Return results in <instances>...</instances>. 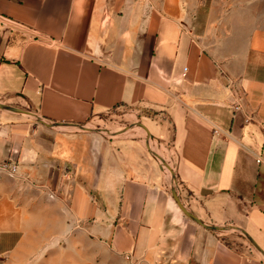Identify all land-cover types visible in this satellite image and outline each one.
<instances>
[{
  "label": "crops",
  "instance_id": "obj_1",
  "mask_svg": "<svg viewBox=\"0 0 264 264\" xmlns=\"http://www.w3.org/2000/svg\"><path fill=\"white\" fill-rule=\"evenodd\" d=\"M0 264H264V0H0ZM82 130V129H81ZM68 131V130H67ZM241 230L235 249L187 219Z\"/></svg>",
  "mask_w": 264,
  "mask_h": 264
},
{
  "label": "rangeland",
  "instance_id": "obj_2",
  "mask_svg": "<svg viewBox=\"0 0 264 264\" xmlns=\"http://www.w3.org/2000/svg\"><path fill=\"white\" fill-rule=\"evenodd\" d=\"M19 109L31 111L29 108L23 107L19 104H7ZM9 111V110H8ZM13 112V111H12ZM20 113V112H19ZM31 114L22 113L25 114L27 118L33 123L38 124L37 117H35L32 112ZM151 112L146 109H140L135 107H123L119 106L116 108H113L108 111L101 112L99 114H96L94 116H91L88 118L86 122L83 123V125L87 129H78V131H72L73 129L67 128V127H58V125H52L51 129L55 131L56 133L62 134H73V133H95L101 137H103L105 140H111L114 137L117 136H132L134 138L143 139L146 141V147L148 149V152L156 158L161 167L164 168V170L169 171L166 167H164L162 162L160 161L161 158V152L158 148H155L154 144L148 145L147 140L150 137V133L145 125V118L146 116H150ZM145 127V129L143 128ZM68 130V131H67ZM163 160V159H162ZM168 165V164H167ZM170 180V174L167 172ZM224 228L223 230H212L217 234H220L221 238L224 239V241L234 247L235 249H243L247 248L248 250L253 249V251H256L255 247L251 244V242L244 236L243 232L241 230H238L236 228L230 227V226H220Z\"/></svg>",
  "mask_w": 264,
  "mask_h": 264
},
{
  "label": "water",
  "instance_id": "obj_3",
  "mask_svg": "<svg viewBox=\"0 0 264 264\" xmlns=\"http://www.w3.org/2000/svg\"><path fill=\"white\" fill-rule=\"evenodd\" d=\"M0 109H4V110H9V111H13V112H20V113H27V114H31L29 111L27 110H23V109H19L7 104H3L0 102ZM37 122L43 126L46 127H51L52 125H60L61 123H49V122H45L42 119L38 118ZM79 128L81 129H87L85 126H79ZM143 128L145 129V127L143 126ZM146 130V129H145ZM160 161L163 163L162 165L164 167H166L170 173H172V170L170 169V167L162 160L160 159ZM170 195L171 198L173 199L176 207L178 208V210L183 214V216H185L187 219L193 221L194 223L198 224L199 226H202L206 229L209 230H223L224 228L220 227V226H215V225H207L205 224L203 221H201L199 218H197L193 213H191L181 202L177 191L174 188H171L170 190Z\"/></svg>",
  "mask_w": 264,
  "mask_h": 264
},
{
  "label": "built area",
  "instance_id": "obj_4",
  "mask_svg": "<svg viewBox=\"0 0 264 264\" xmlns=\"http://www.w3.org/2000/svg\"><path fill=\"white\" fill-rule=\"evenodd\" d=\"M261 128L264 129V123L261 124ZM16 167V161L13 159L0 161V177L2 175L13 176L16 173Z\"/></svg>",
  "mask_w": 264,
  "mask_h": 264
}]
</instances>
